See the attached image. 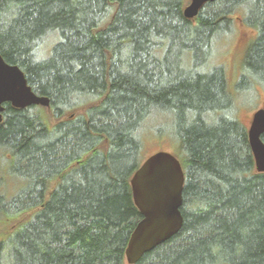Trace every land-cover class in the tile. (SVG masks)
<instances>
[{"label": "trees", "instance_id": "trees-1", "mask_svg": "<svg viewBox=\"0 0 264 264\" xmlns=\"http://www.w3.org/2000/svg\"><path fill=\"white\" fill-rule=\"evenodd\" d=\"M188 3L0 0V55L49 98L5 104L0 161L23 185L5 197L0 171V264H127L142 134L171 116L183 224L135 264H264V173L236 117L238 93L264 88V0L207 2L192 19ZM236 11L255 31L244 89L213 63Z\"/></svg>", "mask_w": 264, "mask_h": 264}, {"label": "water", "instance_id": "water-1", "mask_svg": "<svg viewBox=\"0 0 264 264\" xmlns=\"http://www.w3.org/2000/svg\"><path fill=\"white\" fill-rule=\"evenodd\" d=\"M215 0H189L183 9L184 17L194 18L203 4ZM5 104L14 108L31 105L49 107V98L40 95L28 84L21 68L6 62L0 55V123ZM264 107L251 116L247 138L255 171L264 173ZM184 171L180 160L171 152L160 150L141 161L129 183L133 202L141 218L136 222L124 250L127 264H135L159 244L181 229Z\"/></svg>", "mask_w": 264, "mask_h": 264}, {"label": "rangeland", "instance_id": "rangeland-1", "mask_svg": "<svg viewBox=\"0 0 264 264\" xmlns=\"http://www.w3.org/2000/svg\"><path fill=\"white\" fill-rule=\"evenodd\" d=\"M240 11L235 12V24L232 34L219 41L217 54L213 63L224 67L228 85L232 88H246L249 79L241 80L244 74L243 57L248 43L255 36V31L244 25L238 18ZM251 90H245L237 95V119L248 128L252 113L261 107H264V88L260 84H252ZM174 116L154 119L149 122L142 134L141 160L151 154L164 150L174 154L179 160L182 158L178 150V143L174 139L175 131L173 128ZM7 157H9L7 155ZM1 174L4 177V195L12 197L16 191L23 185L18 177L9 175L6 159L0 161ZM20 182V183H19Z\"/></svg>", "mask_w": 264, "mask_h": 264}]
</instances>
